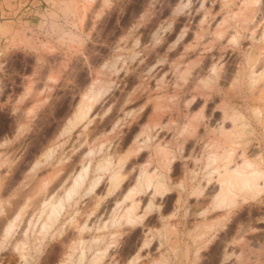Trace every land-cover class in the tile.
I'll list each match as a JSON object with an SVG mask.
<instances>
[{
  "label": "rangeland",
  "instance_id": "374dc122",
  "mask_svg": "<svg viewBox=\"0 0 264 264\" xmlns=\"http://www.w3.org/2000/svg\"><path fill=\"white\" fill-rule=\"evenodd\" d=\"M5 21L15 28L0 33V264H78L82 248L89 264L94 238L104 239L99 264H264V177L219 208L204 166L231 146L229 168L247 160L264 174V0H0ZM196 61L201 69L184 75ZM226 110L245 123H222ZM90 152L86 190L43 237V204L63 196ZM160 152L168 190L142 189L141 220L109 227L138 169L160 171ZM106 158L125 160L117 184L94 170Z\"/></svg>",
  "mask_w": 264,
  "mask_h": 264
},
{
  "label": "bare ground",
  "instance_id": "6f19581e",
  "mask_svg": "<svg viewBox=\"0 0 264 264\" xmlns=\"http://www.w3.org/2000/svg\"><path fill=\"white\" fill-rule=\"evenodd\" d=\"M240 5V4H239ZM245 5V4H244ZM243 5V6H244ZM239 8V7H238ZM243 7H241V9H242ZM240 9V10H241ZM254 9V8H253ZM251 10H252V7H251ZM235 16V15H234ZM238 16H242V15H238ZM203 17H205V16H203ZM202 17V18H203ZM234 18V17H233ZM243 19H244V17H243ZM205 20V19H204ZM234 20V19H233ZM239 20V19H238ZM243 21V20H242ZM224 22V21H223ZM234 23V22H233ZM236 23V22H235ZM242 23V22H241ZM239 24V23H238ZM244 24V23H243ZM224 25V24H223ZM245 25V24H244ZM216 26H217V24H216ZM228 26V25H227ZM237 26V25H236ZM222 27V26H221ZM202 28V27H201ZM218 28H220V27H218ZM217 30V29H216ZM220 30V29H219ZM218 30V31H219ZM224 30L225 29H223V32H224ZM253 30V29H252ZM226 31V30H225ZM185 32V31H184ZM250 32V31H249ZM248 32V33H249ZM217 33V32H216ZM220 33V32H219ZM218 33V34H219ZM225 33V32H224ZM184 34V33H183ZM236 34V33H235ZM252 34V33H251ZM251 34H248V35H251ZM264 34V33H263ZM263 34H262V36H263ZM158 35V34H157ZM217 35V34H216ZM237 35V34H236ZM196 36V35H195ZM221 36V35H220ZM238 36V35H237ZM159 37V36H158ZM157 37V38H158ZM181 37H182V35H181ZM218 37V36H217ZM222 37V36H221ZM235 36H233V37H231V38H234ZM180 38V37H179ZM230 38V39H231ZM236 38H238V37H236ZM248 38H250V37H248ZM198 41V40H197ZM236 41H237V39H236ZM199 43V42H198ZM197 43H195V45H196ZM195 48V47H194ZM187 49V48H186ZM184 50V49H183ZM189 50V49H188ZM194 50V49H193ZM185 51V50H184ZM191 51V50H190ZM190 51H185V53L187 52V54H188V52H190ZM204 51V50H203ZM184 53V52H183ZM184 53V54H185ZM148 54V53H147ZM184 54H182V55H184ZM186 54V55H187ZM200 54V58H201V53H199ZM221 56V55H220ZM163 59V58H162ZM258 59V58H257ZM160 61V60H159ZM162 61V60H161ZM160 61V62H161ZM198 61H200V59L198 60ZM198 61H196L195 62V64H189V66L190 67H188V69L186 68L185 69V71L182 69L181 70V72L182 71H184L183 73H184V75H185V73H191L192 71L191 70H193L195 67L197 68V70H199V69H201V66L200 65H198L199 63H198ZM159 62V65L161 64ZM162 63H163V61H162ZM156 64V63H155ZM178 66V65H177ZM176 66V67H177ZM219 66V65H218ZM152 67H154V66H152ZM220 68H221V66H220ZM250 68V67H249ZM154 69V68H153ZM152 68H151V70H153ZM177 69H178V67H177ZM252 69V68H251ZM253 70V69H252ZM251 70V71H252ZM196 70H194V73H196L195 72ZM210 71H211V74L213 75H216L217 74V70H216V67L215 66H212L211 65V68H210ZM174 72V71H173ZM200 72V71H199ZM198 72V73H199ZM253 73V72H252ZM251 73V74H252ZM149 74V73H148ZM153 75V74H152ZM163 75V74H162ZM180 75V74H179ZM182 75V74H181ZM184 75H183V78H184ZM196 75V74H195ZM213 75V76H214ZM237 75V74H236ZM236 75H235V77H236ZM262 75H263V73H262ZM144 77V76H143ZM147 77V76H146ZM162 77L163 76H161V81H162ZM188 77V76H187ZM216 77V76H215ZM145 78V77H144ZM144 78H142V79H144ZM182 78V79H183ZM196 78V77H195ZM200 78V77H199ZM112 80V79H111ZM110 80V81H111ZM186 80V79H185ZM234 80V79H233ZM160 81V82H161ZM199 82H200V79L198 80ZM204 81H206V80H204ZM210 81V80H209ZM252 81V80H251ZM203 82V81H202ZM111 83V82H110ZM159 83V82H158ZM192 83V82H191ZM204 83V82H203ZM208 83V82H207ZM206 83V84H207ZM232 85H233V87H232V89L233 90H235L234 92H237V91H240L241 90V85H240V82H239V80H235V81H232ZM254 83V82H253ZM145 84V83H144ZM205 84V85H206ZM211 84V83H210ZM250 84H252V83H250ZM158 85V84H157ZM198 89V88H197ZM210 91H212V90H215L214 88H212V87H209L208 88ZM189 90V89H188ZM199 90V89H198ZM217 90H218V94L219 95H223V96H226L227 95V92H221L220 90L221 89H219V88H217ZM217 90H215V91H217ZM226 91V90H225ZM214 92V91H213ZM217 93V92H216ZM233 95V94H232ZM94 96H96V95H94ZM207 96V95H206ZM205 95L203 96V97H206ZM235 96V95H234ZM238 96V95H237ZM191 98H193L194 99V96H191ZM207 98V97H206ZM229 98H231L230 97V95H229ZM186 100H188V99H186ZM190 100V99H189ZM191 102H192V100H191ZM186 103H189L188 101H186ZM153 104H154V102H153ZM158 105V104H160L159 102H155V105ZM226 104V103H225ZM156 105V108H161V107H158ZM161 105V104H160ZM224 107H225V105L224 104H222ZM188 106V105H187ZM154 107V106H153ZM152 107V108H153ZM155 108V107H154ZM153 108V109H154ZM164 108V107H163ZM226 108V107H225ZM158 109V110H159ZM157 109L154 111V112H159ZM168 110H169V108H168ZM162 111V110H161ZM160 111V112H161ZM170 111V110H169ZM235 111V110H234ZM83 112V111H82ZM81 112V113H82ZM155 113L154 114V116L156 117H162V115L160 114V113ZM226 112H227V110L226 111H223L222 113H223V118H222V123H224V119H229L230 118V120L232 121H230L231 123H235V121H237V120H240V121H242V122H244L245 123V117H244V115L243 114H241V113H233V114H231V115H229V117L227 116L226 118H225V115H226ZM229 112V111H228ZM152 113V112H151ZM254 113V112H253ZM82 115V114H81ZM151 115V114H150ZM153 115V114H152ZM149 116V115H148ZM78 117H80L81 118V116L80 115H78ZM150 117V116H149ZM151 117H153V116H151ZM150 117V118H151ZM80 118H78V119H80ZM149 118V119H150ZM158 119V118H157ZM77 120V119H76ZM153 120V119H152ZM79 121V120H78ZM147 121V120H146ZM158 121V120H157ZM194 121V120H193ZM189 121V122H191V123H198V122H196V121ZM135 122V121H134ZM154 123H156V124H154ZM157 123H161V121L160 122H153V125H149V126H147V129H146V131H145V139H143L142 141H145V143H146V141H148L151 137H152V132H153V129H157L156 128V126L158 125ZM247 123V122H246ZM238 125H240V124H238ZM197 127V126H196ZM195 126L193 127V128H196ZM246 127V126H245ZM245 127H243V129L245 128ZM160 128V127H159ZM189 129V128H188ZM230 129V128H229ZM247 129H249V128H247ZM246 129V130H247ZM194 130V129H193ZM188 131V130H187ZM223 131V130H222ZM233 131V130H232ZM219 132H221V130L219 131ZM227 132V131H226ZM239 131H237V133H238ZM249 132H250V130H249ZM224 132H222V134H223ZM236 133V134H237ZM221 134V135H222ZM225 135H229V134H225ZM232 135H234V134H232ZM231 136V135H230ZM222 137H224L223 135H222ZM228 137V136H227ZM223 139H225V138H223ZM227 139V138H226ZM226 142V141H225ZM149 143V142H148ZM144 144V143H143ZM223 143H221V145H222ZM231 144V143H230ZM145 145V144H144ZM227 147V146H226ZM231 147V146H230ZM230 147H229V149H230ZM210 148V147H209ZM220 148V147H219ZM221 148H223V147H221ZM108 149V148H107ZM157 149H158V147H157ZM162 149V148H161ZM229 149H224V150H221V153L219 152V154L218 153H216V152H210L209 154H207L206 156H207V161H206V164L204 165L205 166V168L206 167H212L209 171L210 172H208L207 173V175L209 176V179L210 178H212L213 179V176H212V174H214V179L216 180V183L218 184V187H219V192H218V194L215 196V198H213V200H214V204H215V206L216 207H231V206H233L234 205V200H235V197L237 196V194H239L240 192H243V191H255V189H257L258 188V186L260 185V186H262V182L261 183H259V185H258V183H257V180L258 179H260V180H262V178L264 177L263 175V172L261 171V169H253L252 167L254 166V164L253 163H251V162H249V161H247V160H243V163L241 164V165H238V166H236V167H233L232 169L231 168H229V162H231V160H230V154L232 153L233 154V152H231L230 153V151H231V149L229 150ZM103 151V148L102 147H100L99 148V150H98V152L97 153H100V152H102ZM157 151V150H156ZM171 152V151H170ZM96 153V152H95ZM94 152H90V158H89V160L87 159V162L84 164V165H82V167H81V169H80V171H78L76 174H75V176H73V178H72V181H71V185L64 191V194H63V196L61 197V198H59V200H57V202H54V203H49L48 205H46V203L45 204H43V206L45 207V209L47 208V210H46V218L44 219V221L42 220V224H41V227H40V230H39V232H40V234L43 236V237H45L49 232H50V230L55 226V224L58 222V220L60 219V216H61V213H62V211H63V209L65 208V205L66 204H70L74 199H75V197L77 196V195H79V194H81L84 190H86L85 189V187H86V184H87V182H88V180H89V178H90V173H91V168H92V165H93V162H94V160H95V158H96V154H95ZM161 154H162V158L159 160V163H158V165H159V167L158 168H160V171H158V169L156 170V168H155V172H150L148 169H147V166L146 167H140V169H138V171H137V174H136V178H135V184H134V187H132L133 189L132 190H130V191H132V192H130L128 195H127V197L126 198H128V200H130V203H129V205L128 206H126V205H124V206H126V208L124 209V207L122 208V209H124V210H122L121 212H119V211H116L115 212V214L113 213V215H112V218H111V222H110V226L109 227H113L114 229L116 228L117 229V231L119 232V230H120V227H121V225H128V226H135L136 224H137V222H139V220H141V218H142V216L141 217H139V214H137L136 213V208H137V202H135L136 201V199H135V196L136 195H138L140 192H141V190L142 189H148L149 191H152V193L153 194H155V193H159V194H162V193H164V192H166L168 189H167V182H165V175H166V171H165V174L162 172V170H164V165H169L170 164V161H168V153L167 154H163L162 152H160ZM170 154H173V152L172 153H170ZM169 154V155H170ZM243 155V154H242ZM233 156V155H232ZM161 156H159V158H160ZM172 158V160L174 159V157H173V155H172V157H170L169 158V160ZM232 159V158H231ZM109 160H108V158H106V159H104V160H99L98 162H97V164H96V167H95V171L96 172H102L103 170L104 171H106V169L107 170H109V172H111L110 173V176H109V179L111 180V184H117L118 182H119V171H118V169H120L121 168V166L123 167V164H124V159H119V160H117L118 162L117 163H115V166H112L111 164H109V162H108ZM168 161V162H167ZM110 165H111V167H110ZM114 165V164H113ZM147 165H148V163H147ZM149 165H150V163H149ZM215 165V166H214ZM120 167V168H119ZM169 168V167H168ZM167 168V169H168ZM249 168L251 169V170H249ZM166 169V170H167ZM153 171V170H152ZM158 171V172H157ZM157 172V173H156ZM155 173V174H154ZM196 173V172H195ZM194 173V174H195ZM99 174V173H98ZM193 174V175H194ZM206 175V176H207ZM167 176V175H166ZM64 177V176H63ZM168 177V176H167ZM99 178H100V176H98L94 181H92V182H90V184H89V187H88V191L89 190H92V188H93V186L95 185V183L99 180ZM57 179V178H56ZM60 179V178H59ZM59 179H58V181H57V183L59 182ZM121 179V178H120ZM206 180V183L207 182H210L211 181V179L210 180ZM57 183H53L55 186H57L56 184ZM46 184V183H45ZM181 184V183H180ZM263 184H264V181H263ZM60 186H61V184H60ZM117 186V185H116ZM179 186H182V184L181 185H179ZM58 187V186H57ZM56 187V188H57ZM55 188V187H54ZM55 188V189H56ZM49 189V188H48ZM52 189V188H51ZM259 189H260V187H259ZM261 189H263V188H261ZM60 190V189H59ZM55 192H56V190H54ZM253 191V192H254ZM60 192V191H59ZM59 192H58V194H59ZM257 192V191H256ZM259 192V191H258ZM54 193V192H53ZM52 193V194H53ZM57 193H55V195H56ZM57 196V195H56ZM126 196V195H125ZM51 197V196H50ZM137 197V196H136ZM125 199V198H124ZM124 199L122 200V201H124ZM48 199H46V201H47ZM46 201H44V202H46ZM213 203V202H212ZM67 207V206H66ZM122 207V206H121ZM150 207V206H149ZM45 209H42V213H45ZM217 209V208H216ZM43 210H44V212H43ZM223 211V210H222ZM227 211V210H226ZM222 214H224V213H222ZM221 214V215H222ZM218 218H219V216H218ZM222 218H223V216H222ZM222 220V219H221ZM219 221H220V218L218 219V221H217V224L219 223ZM214 224H216V222L214 223ZM227 227H228V225H226ZM221 227H225L223 224H222V226ZM233 227H235L234 225H233ZM173 228V227H172ZM211 228V227H210ZM12 229H13V224H11V225H9V226H7V228H6V230H5V233L8 235V234H10V232L12 231ZM115 229V230H116ZM119 229V230H118ZM205 229V228H204ZM233 229V228H232ZM238 229V228H237ZM172 230V229H171ZM114 231V230H113ZM112 231V232H113ZM173 231V230H172ZM171 231V232H172ZM205 231H206V229H205ZM217 233V232H216ZM235 233V232H234ZM111 234V233H110ZM109 234V235H110ZM214 235V234H213ZM223 235H224V233H223ZM110 236H113V235H110ZM222 236V235H221ZM229 236V235H228ZM104 237V236H103ZM242 237H244V235L242 236ZM175 238V237H174ZM228 238V237H227ZM173 239V238H172ZM176 239V238H175ZM221 240V239H220ZM247 240V239H246ZM103 241H104V239L102 238V240H101V238L100 239H98V238H94V240L92 241V244L88 247V251H91V253H92V257L89 259V264H99L100 263V256L99 255H101L102 253L101 252H103L100 248H98V245L99 244H101V243H103ZM245 243V242H244ZM175 244H177V242H176V240H175ZM241 244V243H240ZM243 244V243H242ZM108 245V244H107ZM170 246V245H169ZM228 247V246H227ZM101 250V251H100ZM176 251V252H175ZM175 256H178L177 255V250L175 249ZM221 252V251H220ZM226 252V250H224V253L223 254H226L225 253ZM197 253V252H196ZM194 254V253H193ZM222 254V255H223ZM165 255V254H164ZM166 256V258H168V256L167 255H165ZM196 256H197V254H196ZM166 258L164 259V261L166 260ZM178 258V257H177ZM87 259V257H86V255H85V252H84V250H83V248L81 249V252L79 253V256H78V259H77V262L76 263H78V264H82V263H84L85 262V260ZM169 259V258H168ZM166 260L167 262L169 261V260ZM225 259H226V256L224 255L223 256V258L221 259L222 260V262H223V260L225 261ZM227 260V259H226ZM166 262H164V264H165ZM70 264V263H69ZM166 264H169V262L168 263H166ZM222 264H224V263H222Z\"/></svg>",
  "mask_w": 264,
  "mask_h": 264
},
{
  "label": "crops",
  "instance_id": "0c3cea01",
  "mask_svg": "<svg viewBox=\"0 0 264 264\" xmlns=\"http://www.w3.org/2000/svg\"><path fill=\"white\" fill-rule=\"evenodd\" d=\"M13 29L15 28L14 26V22H11V21H5V22H2L0 23V33H8L10 32V29Z\"/></svg>",
  "mask_w": 264,
  "mask_h": 264
}]
</instances>
